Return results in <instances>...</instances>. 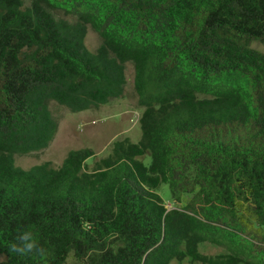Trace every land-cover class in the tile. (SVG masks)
<instances>
[{
  "label": "trees",
  "instance_id": "trees-1",
  "mask_svg": "<svg viewBox=\"0 0 264 264\" xmlns=\"http://www.w3.org/2000/svg\"><path fill=\"white\" fill-rule=\"evenodd\" d=\"M254 41L264 44V0H0V264H264ZM127 64L137 143L117 139L92 165L91 149L59 167L15 165L52 142L51 102L105 106L123 96ZM23 231L39 250H11ZM205 243L223 253H200Z\"/></svg>",
  "mask_w": 264,
  "mask_h": 264
},
{
  "label": "rangeland",
  "instance_id": "rangeland-1",
  "mask_svg": "<svg viewBox=\"0 0 264 264\" xmlns=\"http://www.w3.org/2000/svg\"><path fill=\"white\" fill-rule=\"evenodd\" d=\"M86 47L94 52L100 45L99 37L88 28ZM250 47L264 53V44L254 41ZM126 85L124 94L121 98L111 101L109 104L98 109H91L81 113H72L68 109L51 102L49 110L52 117L57 122V132L43 151L30 155L14 156V163L23 170H28L34 166L50 163L53 167H59L64 161L67 153L79 149H91L95 158L87 163L92 165L109 153L111 143L117 139L129 138L133 143L140 140L139 117L141 108L137 105V97L133 88V68L130 64L126 65ZM241 85L242 80L231 82ZM145 165H149L150 157L143 159ZM158 193L167 205L172 209L171 194L167 185H161ZM200 253L216 255L223 253V249L208 243L200 244ZM185 260L181 263L188 264ZM65 264H77L72 254L69 255Z\"/></svg>",
  "mask_w": 264,
  "mask_h": 264
},
{
  "label": "clouds",
  "instance_id": "clouds-1",
  "mask_svg": "<svg viewBox=\"0 0 264 264\" xmlns=\"http://www.w3.org/2000/svg\"><path fill=\"white\" fill-rule=\"evenodd\" d=\"M18 244H13L12 251L20 254L31 253L34 249L39 250L38 243L31 231H23L17 237Z\"/></svg>",
  "mask_w": 264,
  "mask_h": 264
}]
</instances>
